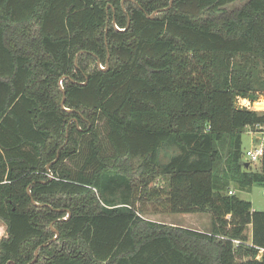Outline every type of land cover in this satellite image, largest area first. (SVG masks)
Here are the masks:
<instances>
[{
    "label": "trees",
    "instance_id": "obj_1",
    "mask_svg": "<svg viewBox=\"0 0 264 264\" xmlns=\"http://www.w3.org/2000/svg\"><path fill=\"white\" fill-rule=\"evenodd\" d=\"M236 1L0 0V264H264L236 194L264 186L238 104L264 96V0Z\"/></svg>",
    "mask_w": 264,
    "mask_h": 264
},
{
    "label": "rangeland",
    "instance_id": "obj_2",
    "mask_svg": "<svg viewBox=\"0 0 264 264\" xmlns=\"http://www.w3.org/2000/svg\"><path fill=\"white\" fill-rule=\"evenodd\" d=\"M246 0H237L232 7L239 8L241 7ZM102 66V65H101ZM61 89V81L59 82ZM63 97V96H62ZM62 100V98H61ZM64 101V100H63ZM61 104V101H60ZM238 104L246 105L248 104L246 101L239 99ZM248 107L251 109L264 112V96L263 94H259L258 98L251 103L248 104ZM75 121V119H73ZM256 138L259 140L256 141ZM264 146V131H252L250 128L246 127L242 133V161L250 162L248 153L257 146ZM252 170H260L261 164L260 160H254L251 162ZM151 184L155 185H164L165 179L163 177H158L152 180ZM232 191L235 192L233 188ZM236 194L241 199L248 200L251 203L253 210H264V186L259 184H254L249 190H236ZM145 205H148L145 204ZM146 213H143L142 216L148 220L161 222L165 224H173L180 227L190 228V229H198L203 230L208 228L210 225V215L206 212H197V213H155L151 210V206L148 205ZM208 220V222H207ZM168 224V225H170ZM196 230V231H198ZM246 233L250 235V227H247ZM5 234V227L0 221V235Z\"/></svg>",
    "mask_w": 264,
    "mask_h": 264
},
{
    "label": "built area",
    "instance_id": "obj_3",
    "mask_svg": "<svg viewBox=\"0 0 264 264\" xmlns=\"http://www.w3.org/2000/svg\"><path fill=\"white\" fill-rule=\"evenodd\" d=\"M241 100L246 101V99H241ZM238 101H239V99H238ZM246 102L250 105V102H248V101H246ZM248 104H246V105H244V106L248 107ZM239 105H241V104H239ZM241 106H243V105H241ZM248 108H250V107H248ZM263 152H264V146H261V144H260V146L254 147V148L248 153V155H249V159H250V162H252V161H254V160H257V159H261V157H262V155H263ZM50 176H51V175H50ZM229 193H232V191H229ZM232 241H233V243H234L236 246H237L238 244H240V241H239V240L234 239V240H232ZM262 252H263V249H260V250H259V253H258V255H257L256 257L259 258L260 255L262 254Z\"/></svg>",
    "mask_w": 264,
    "mask_h": 264
},
{
    "label": "water",
    "instance_id": "obj_4",
    "mask_svg": "<svg viewBox=\"0 0 264 264\" xmlns=\"http://www.w3.org/2000/svg\"><path fill=\"white\" fill-rule=\"evenodd\" d=\"M171 3H172V0H170V5L169 6H171ZM154 14V13H153ZM153 14H151L149 17H152L153 16ZM113 23H114V21H113ZM128 24H129V19H128V22H127ZM97 65H98V67L100 68V69H102V70H104L105 69V67H102L101 66V64H100V62L98 61L97 62ZM63 94H64V92H63ZM63 100H64V95H63V97H62V100H61V105L63 106ZM65 109V108H64ZM65 110H67V111H70L69 109H65ZM248 165V163H246L245 162V166H247ZM53 231H54V233H55V236L53 237V239H55V238H57V236H58V231L56 230V229H54L53 227L51 228ZM52 239V240H53ZM44 245V244H43ZM40 248V247H39ZM38 248V249H39ZM38 249L35 251V257H34V259L29 263V264H32L34 261H35V259H36V257H37V252H38ZM13 264V263H12Z\"/></svg>",
    "mask_w": 264,
    "mask_h": 264
},
{
    "label": "crops",
    "instance_id": "obj_5",
    "mask_svg": "<svg viewBox=\"0 0 264 264\" xmlns=\"http://www.w3.org/2000/svg\"><path fill=\"white\" fill-rule=\"evenodd\" d=\"M246 101H248L249 102V100H246ZM251 104V103H250ZM257 140H259V138H256V141ZM253 210V209H252ZM207 222H208V220H207ZM168 224H170V223H168ZM170 225H173V224H170ZM209 229H210V225L208 226V228L207 229H205V231H203V230H198V229H194V230H198V231H200V232H208L209 231Z\"/></svg>",
    "mask_w": 264,
    "mask_h": 264
}]
</instances>
